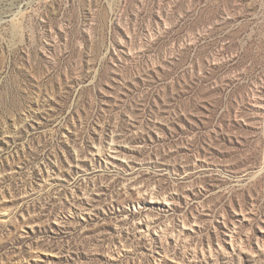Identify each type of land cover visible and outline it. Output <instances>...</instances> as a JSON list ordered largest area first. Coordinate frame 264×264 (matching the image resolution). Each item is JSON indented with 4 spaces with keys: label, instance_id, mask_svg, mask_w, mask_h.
<instances>
[{
    "label": "rangeland",
    "instance_id": "rangeland-1",
    "mask_svg": "<svg viewBox=\"0 0 264 264\" xmlns=\"http://www.w3.org/2000/svg\"><path fill=\"white\" fill-rule=\"evenodd\" d=\"M0 264H264V0H0Z\"/></svg>",
    "mask_w": 264,
    "mask_h": 264
}]
</instances>
